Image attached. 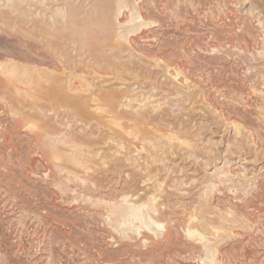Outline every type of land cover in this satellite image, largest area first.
Returning <instances> with one entry per match:
<instances>
[{"label":"rangeland","instance_id":"374dc122","mask_svg":"<svg viewBox=\"0 0 264 264\" xmlns=\"http://www.w3.org/2000/svg\"><path fill=\"white\" fill-rule=\"evenodd\" d=\"M108 1L0 0V264H264V0Z\"/></svg>","mask_w":264,"mask_h":264},{"label":"bare ground","instance_id":"6f19581e","mask_svg":"<svg viewBox=\"0 0 264 264\" xmlns=\"http://www.w3.org/2000/svg\"><path fill=\"white\" fill-rule=\"evenodd\" d=\"M38 1V0H37ZM94 1H96L97 3H96V6H94V8L95 9H105V7H107V5H108V3H109V1L108 0H94ZM93 2V1H92ZM121 4V3H120ZM10 8H14L15 9V7L14 6H10ZM93 9V8H92ZM124 10H123V6L121 5L120 7H119V10H118V13H117V20L119 21V22H122V18H123V16H124ZM5 13H8V12H0V21L2 22V24L4 25L3 26V29H2V32H5V33H7V35H9V36H17L18 37V34H17V32H18V29L15 27V25H11L10 23H9V21H7V16H5ZM139 18H141V16H139ZM34 20V19H33ZM81 20V19H80ZM69 21V20H68ZM94 21V20H93ZM131 22V21H130ZM93 22H91L90 21V19H89V21H79V20H75V21H72V22H67V24L66 23H63L61 26H60V29H61V31L63 32V31H65V29H68V31L70 30H72V29H76L77 27H79V26H87V25H91ZM30 24V23H29ZM57 24V23H56ZM66 24V25H65ZM34 25V26H33ZM33 25H32V27H33V29L34 30H36L37 32H39V33H47V32H49L48 31V29L46 28V29H44V28H42V26L40 25V22L39 21H34L33 22ZM93 25V24H92ZM92 25H91V29H92ZM27 27V26H26ZM49 27V26H48ZM54 27V26H53ZM13 28H16V31L13 29ZM51 28V26L49 27V29ZM25 29V28H24ZM23 29V30H24ZM30 29V28H29ZM32 28H31V30H33ZM59 29V28H58ZM51 30V29H50ZM88 30H90V27L89 28H87V31ZM26 31V30H25ZM82 31H83V28H82ZM85 31H86V29H85ZM84 31V32H85ZM24 32V31H23ZM76 32V31H75ZM80 32V31H79ZM78 32V33H79ZM31 33V32H30ZM36 33V32H35ZM23 34V33H22ZM49 34V33H48ZM65 34V37H67L69 34H68V32L67 33H64ZM73 34V33H72ZM38 37V36H37ZM46 37V36H45ZM72 37V36H71ZM69 38V37H68ZM83 38V37H82ZM46 39V38H45ZM74 40V39H73ZM59 41V40H58ZM61 41H59V43H60ZM47 43H49V42H47ZM63 43V42H62ZM61 43V44H62ZM27 44V43H26ZM45 44V43H44ZM75 44V43H74ZM118 44V43H117ZM55 45V44H54ZM60 45V44H59ZM250 45H251V41H250ZM45 46V45H44ZM111 47L112 46V43L110 42V40L107 38V39H102V40H97L95 43H93L92 45H91V50L89 51L92 55H95V53L94 52H96V51H99V50H105L106 48H108V47ZM52 47V46H51ZM55 47V46H54ZM83 47V46H82ZM109 47V48H110ZM235 47H237V48H235V50H233V54H237V55H240L242 52H243V50H242V48L241 47H239V46H235ZM56 48V47H55ZM52 49V48H51ZM115 49V48H114ZM53 50V49H52ZM107 50V49H106ZM78 51V50H77ZM81 51H82V49H81ZM109 51V50H108ZM107 51V52H108ZM104 52V51H103ZM228 52H230L231 53V51H228ZM246 52V51H245ZM56 53H58V52H56ZM261 56H263V55H261ZM260 56V57H261ZM108 57V56H107ZM264 57V56H263ZM32 60V59H31ZM22 60L21 59H19V60H17V59H14V60H10V61H8V62H1L0 63V67H2V71L1 72H3L2 74H4L7 78L3 81L4 83L3 84H6V85H9V81H11V78H10V76L11 77H14V76H17L18 74H19V71L21 70L20 68L21 67H23V63L21 62ZM28 63V62H27ZM26 63V64H27ZM257 63V62H256ZM25 66V65H24ZM38 67V66H37ZM29 67H24L23 69H25V70H27ZM31 68H33V66L31 67ZM34 70L36 69V68H33ZM39 69V68H38ZM37 69V70H38ZM45 69V68H44ZM36 70V71H37ZM54 71V70H53ZM54 73V72H53ZM180 73V72H179ZM30 74V73H29ZM34 74H35V72H34ZM4 76V77H5ZM37 76H38V79L37 80H41V78L42 79H45V83L46 84H48L49 85V89H48V93L50 94V96H56V97H59L60 99H62V97H64V101H63V103H65L66 105H70L72 102H71V98H70V96H68V94L65 92V91H61V90H58L57 88H56V86L54 85V80L52 81L51 79H50V72L48 71V70H43V71H40V72H37ZM25 77V76H24ZM251 77V76H250ZM29 78V77H28ZM28 78H26V79H28ZM33 78V77H32ZM36 78V77H35ZM18 80V79H17ZM16 80V81H17ZM30 80V79H29ZM32 80V79H31ZM42 81V80H41ZM18 82V81H17ZM22 82V81H21ZM38 82H40V81H38ZM19 85V84H18ZM24 85V84H23ZM59 85V84H58ZM33 86V85H32ZM17 88V87H16ZM26 88V87H25ZM28 89H29V87H27ZM60 88V87H59ZM22 89H23V87H22ZM67 89V88H66ZM73 89H75V88H73ZM25 90V89H24ZM23 90V91H24ZM32 90V89H31ZM35 90V89H34ZM45 90V89H44ZM78 90V89H77ZM22 92V91H21ZM46 95V94H45ZM5 97V96H4ZM73 97V96H72ZM4 100V99H3ZM55 100H58L57 98H55ZM54 101V100H53ZM21 103V102H20ZM58 103V102H57ZM59 103H60V101H59ZM63 103H62V106H64L63 105ZM113 103V102H112ZM73 105V104H72ZM30 106V105H29ZM34 106V105H33ZM67 106H65V108H66ZM81 108V107H80ZM22 111V110H21ZM35 118V117H34ZM28 119V118H27ZM118 123V122H117ZM118 125V124H117ZM25 126H27L28 127V129H31V130H34V131H36V135L35 136H37V139L36 140H39V141H41L42 142V137H43V132L41 131V128L38 126V124L36 123V122H33V121H31V120H29L28 122H26V124H25ZM235 126V129H236V131H238V132H240V126L238 125V124H235L234 125ZM42 130H43V128H42ZM45 132V131H44ZM130 133H132V132H130ZM35 134V133H34ZM136 135V137L138 136V133H135ZM173 133H169V136H173L172 135ZM168 136V135H167ZM175 136V135H174ZM142 137H144V139H146L147 137H146V135L144 136H142ZM178 137V136H177ZM177 137H175V138H177ZM168 139L170 140V141H172L173 140V137H168ZM179 141H181V140H179ZM186 141V140H185ZM44 142V141H43ZM186 143V142H185ZM184 143V144H185ZM49 148V150L48 151H43V154H47V155H49L50 156V159L53 161V160H63L64 159V153H63V151L60 149V148H53L52 146H49L48 147ZM143 151V150H142ZM73 157V156H72ZM76 157V156H75ZM77 159V158H76ZM72 160H74V158L72 159ZM54 162V161H53ZM76 162V161H75ZM54 164V163H53ZM59 165V164H58ZM64 166H62V168H63ZM59 169H61V166H60V168ZM196 221V220H195ZM155 225H157L158 227H162V226H164L165 228H166V225H163V222L161 221V222H159V221H156L155 222ZM214 228V227H213ZM215 229V234H219V230L218 229H216V228H214ZM214 229H212V230H214ZM188 232H189V234L190 235H195V236H197L196 238H198L199 237V239H204V236L201 234V233H199L198 232V230L197 229H195V228H190L189 230H188ZM146 236V235H145Z\"/></svg>","mask_w":264,"mask_h":264}]
</instances>
